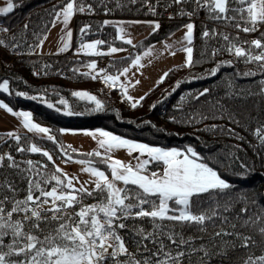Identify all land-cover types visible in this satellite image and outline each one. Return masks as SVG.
Wrapping results in <instances>:
<instances>
[{
    "label": "snow or ice",
    "instance_id": "1",
    "mask_svg": "<svg viewBox=\"0 0 264 264\" xmlns=\"http://www.w3.org/2000/svg\"><path fill=\"white\" fill-rule=\"evenodd\" d=\"M130 4L137 0H127ZM147 3V0H144ZM187 0H173L175 4L186 3ZM195 8L192 12L181 15L192 16L197 9L206 8L209 18L223 21L226 25L244 33L256 32L259 26L264 25V0H192ZM119 5V0H117ZM237 4L238 7L230 5ZM149 10L154 12V6L148 4ZM12 0H6V6L0 7V15L12 12ZM106 13L110 11L105 6ZM91 4L85 0H62V6H54V19L52 27L57 23L63 25L62 35L59 37L57 53L67 52L71 46L73 32L68 27L70 20L77 13L92 14ZM234 13V15H230ZM111 21L105 20L108 25ZM129 23H140L133 21ZM151 23V22H149ZM90 25L80 28L81 42L75 51L76 55L104 56L125 52L122 47L108 46L107 52L101 46L107 42L96 39L91 42L83 40L87 35ZM186 31L181 40L176 44H163L165 52L175 55L176 51L186 53L183 67H193V48L189 45L193 41V23L183 26ZM27 29L28 25L25 24ZM160 28L159 23H154L153 31ZM50 31V29H49ZM0 32L8 33L7 27H0ZM37 37L35 47L29 45L32 54L35 49L42 48L47 35ZM202 36L212 38L221 36L227 42L224 49L237 59L243 58L245 63L258 64L264 71V43L261 39L244 41L249 47L237 46L229 34L218 32L215 29L203 31ZM264 36V33H262ZM128 37V38H126ZM15 40V36L12 37ZM124 44L132 45L130 33L122 25H117V37ZM235 39H238L235 38ZM5 45V40L0 39V46ZM176 45H179L176 48ZM176 48L175 51H171ZM155 49L150 47L143 56L136 55L131 58L130 66L117 69L110 73L106 68L98 69L97 63L91 61L84 65L89 71L82 73L92 80L102 79L110 88L119 86L121 93L127 101L132 102L131 107L136 108L140 100H135L128 93L127 85L121 77H127L132 68H142L143 57H151ZM258 50V51H255ZM214 49L212 55L219 53ZM150 62V61H149ZM231 64V61H228ZM47 67V66H46ZM220 65L209 70V76H216ZM79 71V69H73ZM38 74V73H34ZM244 75H254L251 71ZM168 76L165 72L159 82ZM139 84L140 81H135ZM261 92L264 93V81H261ZM177 82L176 87H179ZM0 91L9 92V81L0 82ZM47 91V90H45ZM209 92L205 88L199 92L204 96ZM16 96L26 97L29 100H42V96L31 95L25 92H16ZM73 97L81 100L92 101L95 107L91 111H101L103 103L95 95L87 91H74ZM197 97V98H198ZM59 104L66 108L68 102L60 99ZM53 108L52 103L47 104ZM0 109L6 110L14 117L19 118L22 127L28 132L46 138L56 143L50 129L34 122L30 111H14L7 103L0 101ZM60 111L59 108H56ZM65 115H80L68 108ZM61 133L68 130L61 129ZM84 135L91 136L97 143V149L85 154L93 159L76 161L81 167V172L89 176L88 180L81 181L79 177L64 172L55 166L52 154L43 150L36 143L30 146L21 145L24 139L16 131L5 134L7 138L17 142L16 151L41 154L48 162L54 165V170H48V164L31 159L18 162L9 153L0 154V168L7 167L21 174L26 181L25 195L17 198L19 188L7 176L0 182V264H184L187 257L191 264V257L195 253H203L198 264H208L209 257L215 255L227 258L229 250L237 247L248 250L245 257H241L242 264H264V250L260 255H255L252 248L258 247V242L252 235L245 234L240 229L253 230L261 237L260 244H264V205H259L255 200L258 211L251 212L246 195L233 197L231 189L234 187L224 179L216 166H210L207 157H202L193 147L187 146L183 150L178 148H165L139 143L115 135L109 131L97 129L86 131ZM259 142L264 145V125L255 130ZM4 137H0V141ZM63 148V146H60ZM71 148V146H68ZM126 150L132 158L122 161L115 158L113 153ZM73 152L76 149H72ZM138 155H133V154ZM63 155L67 156L64 163L72 160L64 149ZM135 161L133 163L132 161ZM21 163L26 167H21ZM97 165H103V168ZM241 167H246L242 164ZM79 185V186H77ZM92 199L91 204L85 203ZM243 202L239 213L228 215L236 203ZM148 219L151 230H147L135 223L137 220ZM133 221L131 225L127 221ZM170 222V223H166ZM219 222V223H217ZM177 226L182 230L195 226L202 236H185L183 231H177ZM209 226L213 229L209 232ZM121 230L132 234L136 245L135 251H130L127 241ZM206 235L209 245H196V240H202ZM232 237L233 239H226ZM221 241L219 250L216 248L217 240ZM167 241V243H166ZM236 241H239L237 244ZM151 244V247H149Z\"/></svg>",
    "mask_w": 264,
    "mask_h": 264
},
{
    "label": "trees",
    "instance_id": "2",
    "mask_svg": "<svg viewBox=\"0 0 264 264\" xmlns=\"http://www.w3.org/2000/svg\"><path fill=\"white\" fill-rule=\"evenodd\" d=\"M12 2L13 11L0 15V27L9 29L8 33L0 32V39L5 40V45L0 46V82L7 79L10 89L7 93L0 91V100L15 110H29L33 114L34 122L51 130L50 134L55 136L56 143L42 138L39 141L41 143L36 142L38 146L44 147L54 157L58 153L63 154L64 149H67L68 155L72 158L93 159L85 155L92 150L76 149L73 152L72 149L75 148L67 147L60 130L95 128L150 145L180 149L191 146L202 157H207L210 166H216L222 177L234 186L231 189L234 198L240 195L248 197L251 212L258 211L256 205L251 203L252 200L264 205V145L254 134L257 128L264 125V93L261 92L264 71L260 70L258 64L245 63L243 58L237 59L225 51L227 42L221 36L212 38L202 36L206 28L215 29L218 32H226L230 39L238 44L242 40L245 41L244 35H237L238 29L231 24L226 25L223 21L210 19L206 8L198 9L205 19L193 22V41L189 46L193 48L194 66L183 67L184 63L170 66L165 71L168 72V76L163 82H159V79L144 92L141 96L143 99L137 107L132 108L131 102L124 98L118 85L110 88L103 80H92L89 76L82 75L86 72L83 70L84 65L92 60L93 56L81 54L78 59H72L67 52L32 54L29 45L34 48L38 42L34 33L43 37L53 19L54 6H62V0H12ZM85 3L91 4L94 12L77 13L73 16V42L68 52L74 51L80 43L75 42V38L84 25L91 26L88 34L83 36L84 41L103 39L107 42L101 46L103 49L109 45L129 47L131 45L116 39L115 26L111 23L105 25L104 21L110 18L148 17L143 8L144 0H137L135 4L119 0V5L117 0H85ZM105 6L110 9L107 13ZM230 6L238 7L237 4ZM186 22L187 19H175L159 23L158 30L155 32L151 30L133 43L136 47L132 51L111 57L108 71L116 73L117 69H122L136 53L150 43L168 37ZM25 24L28 25L27 29L24 28ZM224 28H227V31H224ZM262 33L264 25L253 32L254 40L261 39L264 43ZM13 36L15 40L12 39ZM237 37L238 39H235ZM214 47L220 50L215 56L211 54ZM248 47L246 44L245 48ZM228 61L232 63L229 64ZM217 65H220L219 72L216 76H209V70ZM249 71L254 75H244ZM177 82L179 87H176ZM205 88L209 89V92L198 97L199 92ZM74 91H87L95 95L103 103V110L91 111L95 107L94 102L73 97L71 93ZM16 92L42 96L43 99L29 100L16 96ZM61 98L68 102L67 108L59 104ZM48 103H52L54 107L48 108ZM68 108L80 115H65ZM5 134L6 132L0 131V137H4V140L0 141V154L9 153L18 162L28 159L40 161L48 164L49 171L54 170V165L41 154L17 152V142L7 138ZM19 134L24 138L20 142L23 146H30L34 141L31 133ZM7 163L5 161V167L0 168V182L5 176L14 181L19 188L17 198H22L27 187L26 181L21 178V174L8 168ZM242 164L246 167H241ZM97 166L103 168V165ZM21 167L26 165L21 163ZM93 202L90 198L85 200L87 204ZM242 206L243 202L236 203L228 215L234 216L239 213ZM127 223L131 225L133 221L129 220ZM135 223L149 231L152 228L147 218L137 220ZM176 230L182 229L177 226ZM182 231L186 237L203 235L195 226L186 227ZM212 231L209 226V232ZM240 231L252 235L257 240L259 246L252 248L251 251L255 255H260L264 250V244L259 243L261 237L250 229ZM121 234L125 236L129 250L135 251L136 245L132 234L126 230H121ZM195 243L197 246L209 245V240L204 235L202 240H196ZM220 244L221 241L218 239L216 248L212 251H218ZM247 251L237 247L229 250L227 258L213 255L207 258L208 264H242L240 258L245 257ZM202 255L203 253L193 254L191 264H198ZM184 264H189L187 257Z\"/></svg>",
    "mask_w": 264,
    "mask_h": 264
},
{
    "label": "rangeland",
    "instance_id": "3",
    "mask_svg": "<svg viewBox=\"0 0 264 264\" xmlns=\"http://www.w3.org/2000/svg\"><path fill=\"white\" fill-rule=\"evenodd\" d=\"M147 1L150 4L154 5L155 4L154 2H156L158 0H147ZM143 8H144V10L148 16L146 18H110V19H108V21H111L112 22L111 24H113L115 26L116 36H117V25H122L125 28L126 32L130 33V37L132 38L133 43H134L136 40L145 36L151 30H153L154 23H162V22H167L170 20L180 19V17L171 18V17H169V15H167L166 17H164V19L159 20L155 17L154 12L151 11V13H150L147 11L145 2L143 4ZM187 9H190V8L188 7ZM184 10H186L185 7H184ZM53 19H54V16H53ZM133 21H139L140 23H129V22H133ZM149 22H151V23H149ZM187 23H193V22H191V21L186 22L179 29L174 31L170 35V37H166L164 39L154 41V42L150 43L148 46H146L143 50L136 53V55L143 56V53L148 48L152 47L155 49L153 51V54L151 57H143L142 63L144 64V67L139 68V69L132 68L131 71L129 72V74L127 75V77H121V80L124 79L123 82L128 87L129 95H131L135 100H138L144 94V92L151 87V84L153 82H155V80H157V79L159 80L160 77L158 78V76L160 75V73L163 70L166 71L170 66H172L174 64L184 63L186 53L181 52V51H176L175 55H171L170 52H165V50L163 49V44L167 43V44H174L175 45L176 41L181 40L185 31H186V29L183 26L186 25ZM72 26H73V18L70 20L68 27L72 30ZM62 28H63V25L61 23H57L55 27H52V25L50 24L49 28L47 29L46 33L44 34V35H47L48 39L43 44L42 48L35 49V53L42 54V55L57 53L58 48L60 46L59 37L62 35ZM49 29H50V31H49ZM78 35H81V34L80 33L76 34V37ZM126 38H128V37H126ZM91 41H93V40H91ZM91 41H86V42H91ZM72 42H73V38H72ZM72 42H71V44H72ZM75 42H78V41H75ZM79 42H81V39ZM79 44L80 43H78V45L76 46L74 51H71V52L67 51V53L71 56L72 59H78V57H79V55L75 54V51L78 48ZM178 47H179V45H176V48H178ZM129 48L134 49V47L131 45V46L125 48V49H127V51L115 53V54H113V56H120V55L127 54L128 52L133 50V49L130 50ZM176 48H173L171 51H175ZM101 50L104 52H107L108 48H105V49L101 48ZM113 56H110V58ZM91 61L92 60H90L89 62H91ZM129 66H130V61L124 67H129ZM83 70L89 71V69H87L86 67H84ZM107 70H108V68H107ZM65 74H67V73H65ZM100 80H102V79H100ZM137 80L140 81L139 84L135 83V81H137ZM0 101H2V100H0ZM13 110L14 111H29V110H22V109H18V110L13 109ZM43 127H45V126H43ZM97 129H101V128L66 129L68 131L62 133V137H63L64 143L66 144L67 147L70 145L71 148L81 149V150H92L93 151L94 149H97V147H98L96 141L91 136L84 135L83 133L86 131H95ZM102 130H104V129H102ZM0 131H4L6 133L10 132V131H16L18 134L20 132H27L22 127L19 118L14 117L12 114L8 113L4 109H0ZM105 131H107V130H105ZM111 133H113V132H111ZM76 134L78 135L77 139L75 136ZM113 134L118 135L116 133H113ZM81 136H83L84 139H80ZM32 137L34 138L33 139L34 141H32L31 143L39 142L42 139L39 135H35V134H32ZM121 137H123V136H121ZM123 138H125V137H123ZM126 139H128V138H126ZM81 140H85V142L81 141ZM129 140H131V139H129ZM133 141L139 142V143H144V142H140V141H136V140H133ZM39 143H41V142H39ZM151 146H156V145H151ZM159 147H162V146H159ZM165 148H173V147H165ZM175 148H177V147H175ZM42 149L46 150L44 147ZM178 149H180V148H178ZM181 150H183V149H181ZM133 155H138V154L134 153ZM113 156L115 158H119L122 161H129L132 159L126 150H118L115 153H113ZM66 159H67V156H64L63 154H60V153H58L56 157L53 156V160L55 161V166H59L61 169L64 170V172L68 173L70 176L75 175V176L79 177V179L81 181H85V180L89 179V176L86 173L81 172L80 169L82 166L76 162V161H79L81 159L72 158V160L68 161V163H64V160H66ZM132 162L135 163L134 160ZM77 186H79V185H77Z\"/></svg>",
    "mask_w": 264,
    "mask_h": 264
},
{
    "label": "built area",
    "instance_id": "4",
    "mask_svg": "<svg viewBox=\"0 0 264 264\" xmlns=\"http://www.w3.org/2000/svg\"><path fill=\"white\" fill-rule=\"evenodd\" d=\"M154 3H155L153 5L154 6V15L159 20L164 19V17H166L167 15H169V17H171V18L180 17V19H187L188 21H191V22L203 21L205 19L204 15L201 12H199L198 9L195 11V14L192 15V16L181 15L180 14L181 10H183L184 13H188V12H192L193 11V9L196 6L192 2V0H187V2L183 3V4H175V3H173V0H158V1L154 2ZM148 4H150V3L147 1V3H145L146 9H147L148 12L151 13V11L149 10ZM184 7L186 8V10H184ZM188 7L190 9H187ZM260 27L261 26H259V28ZM224 31H227V28H224ZM239 34L244 35L245 41H249L250 42V41L254 40L253 32L244 33V32L238 31L237 35H239ZM80 39H81V35H78L75 38V41L79 42ZM243 42H244L243 40L240 41L237 44V46H243L245 48L246 44L243 43ZM216 48L217 47H214V49H216ZM129 49L132 50L133 48H129ZM92 61H95L97 63L98 69H104V68L107 69L108 66L110 65V56L109 55L93 56Z\"/></svg>",
    "mask_w": 264,
    "mask_h": 264
},
{
    "label": "crops",
    "instance_id": "5",
    "mask_svg": "<svg viewBox=\"0 0 264 264\" xmlns=\"http://www.w3.org/2000/svg\"><path fill=\"white\" fill-rule=\"evenodd\" d=\"M4 6H6V0H0V7H4ZM168 37H170V35H169ZM110 56H113V55H110ZM163 71L165 72V70H163ZM163 71L160 73V75L158 76V78H159V77L161 78V76H162L163 73H164ZM160 78H159V79H160ZM157 80H158V79H157ZM157 80H155V82H153V83L151 84V87H152L153 84L156 83ZM121 81L123 82L124 79H122ZM149 87H150V86H149ZM75 136H76V139H77V138H78V135L76 134ZM80 139H84L83 136H81ZM81 141H84V142H85V140H81ZM84 142H83V143H84Z\"/></svg>",
    "mask_w": 264,
    "mask_h": 264
},
{
    "label": "bare ground",
    "instance_id": "6",
    "mask_svg": "<svg viewBox=\"0 0 264 264\" xmlns=\"http://www.w3.org/2000/svg\"><path fill=\"white\" fill-rule=\"evenodd\" d=\"M150 88H151V87H150ZM146 91H147V90H146ZM146 91H145V92H146Z\"/></svg>",
    "mask_w": 264,
    "mask_h": 264
}]
</instances>
